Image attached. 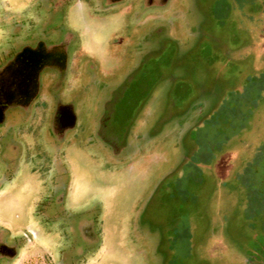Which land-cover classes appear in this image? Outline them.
Wrapping results in <instances>:
<instances>
[{"label":"rangeland","instance_id":"obj_1","mask_svg":"<svg viewBox=\"0 0 264 264\" xmlns=\"http://www.w3.org/2000/svg\"><path fill=\"white\" fill-rule=\"evenodd\" d=\"M123 1L91 22L72 0L65 19L90 52L60 99L78 123L61 182L78 209L100 206L90 264H264V0H177L140 34V0ZM27 170L0 193L17 232L47 187L22 192ZM32 242L18 263L49 258Z\"/></svg>","mask_w":264,"mask_h":264},{"label":"flooded vegetation","instance_id":"obj_2","mask_svg":"<svg viewBox=\"0 0 264 264\" xmlns=\"http://www.w3.org/2000/svg\"><path fill=\"white\" fill-rule=\"evenodd\" d=\"M176 1L140 0L135 6L127 2V10L145 12L132 32H142L138 30L145 21L154 18L150 11L158 12L154 16L161 20L162 12ZM71 2L36 0L23 5L0 0V193L15 189L26 167L22 192L29 191L30 183L47 185L29 213V226L17 232L0 224V264H17L36 239L48 248L43 264H90L100 253V206L94 201L93 207L78 209L81 198L73 194L74 179H60L67 173L61 159L73 144L68 134L78 124L70 102L60 99L75 87L82 60L90 54L81 35L65 23ZM122 5L123 0H86L77 15L82 18L85 11L93 22ZM82 29L86 32L87 24ZM38 173L42 180L36 179Z\"/></svg>","mask_w":264,"mask_h":264},{"label":"crops","instance_id":"obj_3","mask_svg":"<svg viewBox=\"0 0 264 264\" xmlns=\"http://www.w3.org/2000/svg\"><path fill=\"white\" fill-rule=\"evenodd\" d=\"M6 225H7L8 227H12L10 223H7V222H6Z\"/></svg>","mask_w":264,"mask_h":264},{"label":"trees","instance_id":"obj_4","mask_svg":"<svg viewBox=\"0 0 264 264\" xmlns=\"http://www.w3.org/2000/svg\"><path fill=\"white\" fill-rule=\"evenodd\" d=\"M263 171H264V169H263ZM252 173V172H251ZM248 177V176H247ZM261 212V211H260ZM261 213H263L264 214V212H261Z\"/></svg>","mask_w":264,"mask_h":264}]
</instances>
